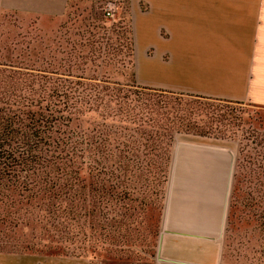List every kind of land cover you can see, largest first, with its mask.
I'll use <instances>...</instances> for the list:
<instances>
[{"label": "trees", "instance_id": "1", "mask_svg": "<svg viewBox=\"0 0 264 264\" xmlns=\"http://www.w3.org/2000/svg\"><path fill=\"white\" fill-rule=\"evenodd\" d=\"M128 49L130 58L131 43ZM214 102L240 104L70 72L0 69V204L7 207L5 212H45L59 244L51 255L79 257L80 248L76 253L63 251L61 246L72 245L78 237L83 215L92 229L94 212L103 200L102 208L114 198L123 200L127 174L140 169L150 182L163 186L176 135L226 138L224 132L212 128L220 118L209 109ZM87 114L99 123L82 129L77 122ZM234 169L237 172L238 165ZM257 169L261 195L256 202L246 195L243 208L255 206L264 223V166ZM232 196L231 190L226 210L234 206ZM86 199L90 209L85 214L76 209L66 212L63 207L66 201L78 204ZM37 201L42 209L15 208ZM100 218L102 223L107 221L106 215ZM70 223L76 231L62 226ZM108 227L112 228L101 225L100 230ZM114 236L107 229L106 254ZM0 253L13 252L0 249Z\"/></svg>", "mask_w": 264, "mask_h": 264}, {"label": "rangeland", "instance_id": "2", "mask_svg": "<svg viewBox=\"0 0 264 264\" xmlns=\"http://www.w3.org/2000/svg\"><path fill=\"white\" fill-rule=\"evenodd\" d=\"M112 3V18L104 17L103 2L71 4L62 19L42 23L29 17L0 13V69L23 73L39 70L58 75L70 72L76 76L101 77L110 82H134L138 85L135 82L132 57H128L129 43L132 45V40L127 8L117 2ZM238 103L240 104L210 103L209 109L220 116L218 122L212 123V128L224 132L225 139L176 135L170 155L182 144L208 148L223 156L221 162H227L230 170L227 203L232 190L234 202L230 204L234 206L225 212L221 263L264 264V223L259 217L260 212L253 205H250V209L243 208L246 195L253 202L258 201L261 195L258 192L257 168L264 166V109ZM97 123V117L87 114L80 118L77 125L82 129H91ZM187 153L186 156L189 157ZM171 163L172 160L163 186L150 182L143 170H132L131 174H127L126 195L122 197L123 200L114 198L102 208L103 200L100 207L98 204L100 212H94L96 223L92 229L83 215L78 223L79 235L72 240V245L61 242L63 251L65 249L70 252L80 248L79 257L69 258L85 264H154L161 219L168 189L171 187ZM235 165H238L237 172ZM176 170V178H181V183L182 177H185L183 170ZM23 203L15 208H43L39 201L29 205ZM63 207L66 212H74L76 209L81 214L90 209L87 199L78 204L66 201ZM3 208L7 207L2 203L0 249L11 251L13 253L9 254L15 256H32L37 259L38 264H47L54 259L51 252L59 244L55 243L57 236L53 234L51 220L45 212H5ZM100 214L104 217L106 215L107 221L102 223ZM101 225L112 228L101 231ZM62 226L76 231L75 224ZM107 229L115 234L108 254L106 251H109V246L104 237ZM122 234L126 237L120 239L118 235ZM74 252L77 253V250Z\"/></svg>", "mask_w": 264, "mask_h": 264}, {"label": "crops", "instance_id": "3", "mask_svg": "<svg viewBox=\"0 0 264 264\" xmlns=\"http://www.w3.org/2000/svg\"><path fill=\"white\" fill-rule=\"evenodd\" d=\"M107 1L127 8L138 85L264 109V0H0V13L42 23L62 19L71 4ZM178 146L154 264H222L228 163L208 148ZM53 258L47 264H85ZM0 264L38 261L0 254Z\"/></svg>", "mask_w": 264, "mask_h": 264}, {"label": "built area", "instance_id": "4", "mask_svg": "<svg viewBox=\"0 0 264 264\" xmlns=\"http://www.w3.org/2000/svg\"><path fill=\"white\" fill-rule=\"evenodd\" d=\"M113 9H114V5L112 2L107 1V2H103L102 5V12L105 18H112L113 17Z\"/></svg>", "mask_w": 264, "mask_h": 264}]
</instances>
